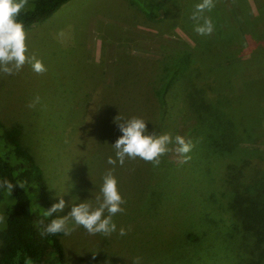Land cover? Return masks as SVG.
<instances>
[{"label":"rangeland","instance_id":"1","mask_svg":"<svg viewBox=\"0 0 264 264\" xmlns=\"http://www.w3.org/2000/svg\"><path fill=\"white\" fill-rule=\"evenodd\" d=\"M144 1L149 7L150 0ZM32 2L0 0V12L12 15L31 8ZM155 2L164 6L156 11L166 17L150 20L133 0H68L18 35L0 34V119L21 125L23 145L43 168L53 220L65 229L60 238L63 264H264V221H249L245 229L242 221L217 227L199 217L209 207L211 192L218 195L223 189H213L215 181L205 188L195 180L200 177L197 166L217 177L232 151L212 160L200 158L192 148L186 154L184 147L180 154L184 123L161 118L165 105L159 108L151 95L138 102L131 94L140 84L150 88L174 50L189 49L199 61L203 51L213 54L214 40L225 43L219 28L232 34L250 23L248 28L257 31L255 25L264 21V0ZM198 25L214 29V35ZM246 37L247 42L253 38ZM211 54L206 66L222 61L215 62ZM263 63L251 73L232 72L229 79L234 98L229 104L240 114L232 119L233 127L242 138L228 134L227 147L239 141L240 149L247 150L243 182L264 176ZM126 91L134 98L129 103L121 97ZM242 104L247 112L239 110ZM138 116L160 126L152 153L142 147L137 128L132 130ZM235 120L249 121L247 132ZM22 186L32 209L43 213L33 189L25 182ZM206 224L213 229L203 236ZM191 230L201 234L200 241L187 238ZM220 230L231 234L228 243Z\"/></svg>","mask_w":264,"mask_h":264},{"label":"trees","instance_id":"2","mask_svg":"<svg viewBox=\"0 0 264 264\" xmlns=\"http://www.w3.org/2000/svg\"><path fill=\"white\" fill-rule=\"evenodd\" d=\"M67 1L33 0L32 7L29 9L19 10L12 15H4L0 12V34L6 37L16 36L33 24L50 17ZM133 1L138 2L140 10L150 20L162 19L167 16L166 13L162 16L160 15L161 11H156L164 6L155 0H150L149 7L144 0ZM154 3L158 7L155 8ZM234 5L236 4L233 3L231 6L235 11ZM176 24L172 23L171 25L175 26ZM244 24V30L237 28L236 31L232 30V34L227 33V28L218 29L217 34L220 40H223L227 46L225 50L218 53L220 47L226 44L220 46L214 40L212 53L217 52V54H210L213 55L211 59L215 62H218L219 59L222 60L219 63L214 66H206L209 59L207 55H210L204 53L206 51H203V54L201 51V59L195 61L189 49L183 47L176 49L174 55L169 59L170 61L163 64L162 72L157 79H154L155 82L151 84L150 88L147 89L145 84H140L138 90L133 89L131 94L138 96V102L143 98H150L151 95L152 100L158 102L159 108L165 105L163 112L159 114L161 118H176L180 120L179 123H184L187 128L181 129L179 136L181 141L177 145L180 154L182 148L186 147V154H189V150L192 148L197 156L201 155L200 158L207 157L212 160L213 157L232 151L231 154L234 156L228 155L227 160L217 169V177L215 174L212 175L213 171H210L209 168L200 167L198 164L197 171L200 173V177H196L195 180L200 184L202 182L205 188L210 187L208 184L211 181H215L211 185L215 183L216 185L211 187L214 189L217 186L223 189L218 195L211 192L210 199L207 201L209 207L200 213L199 217H204L210 221L211 226L217 227L224 221H242L244 228L249 229V221H264V176L254 175L255 179H252L251 182L241 181L240 174L250 159L246 156L247 150L240 149L239 141L242 136L233 127L232 119L237 118L240 114L235 112L237 108L233 109L229 104L234 100L231 97L233 86L229 79L232 72L236 73L235 75L239 73L244 75L246 70H250L251 73L252 70H258L254 68L262 66L264 50L259 51L258 46L264 41V21L255 25L257 31L254 28H248L250 23ZM187 28H191V22ZM199 28L209 30L214 35L215 30L210 27L199 26ZM247 35L253 37L248 42ZM251 40L255 42L253 47L249 45ZM242 41L245 43L243 44ZM241 50H246L245 52L250 54L251 58L248 60L247 54L241 57ZM254 57L259 59H254ZM243 58L245 61L242 60ZM199 62H201V66ZM203 67L205 69H202ZM136 82L138 84V81ZM121 97L127 103L134 100L129 91L124 92ZM251 99L246 103L251 102ZM238 107H242L239 109L241 112H247L249 109L243 104ZM140 110L141 107L137 106L138 114H140ZM145 115L150 116V111H147ZM133 122L132 130L137 128L139 139L144 142L142 147L152 153L154 140L158 139L156 134L160 126L152 119L151 121H142L139 116ZM235 122L240 129L247 132L249 121L243 123L235 120ZM21 133V125L7 124L0 119V207L2 206V211H0V264H63L60 238L65 229L53 220L55 212L49 199L50 191L43 168L37 163L29 149L23 145ZM230 133L238 135L239 141L234 146L227 147L228 134ZM200 148H204L201 153ZM239 151L242 155L239 154ZM188 156L184 157L182 161H186ZM197 160L200 159L197 158ZM24 182L28 185V189H33L36 203L43 209V213L32 209L29 195L22 186ZM253 184L258 188L251 189ZM194 191H198L196 186ZM152 209L156 212L158 207ZM178 209L177 213H181L180 207ZM187 209L184 208L183 211L186 212ZM243 221H247L248 225ZM211 226L206 224L207 229L203 230V236L208 235L209 230L213 229L210 228ZM237 227L236 222L235 230ZM220 231V238L228 243V238L231 237V234H227L228 227L226 232ZM186 234L187 238H192L193 242L200 241V237L202 238L201 234L198 235L192 230Z\"/></svg>","mask_w":264,"mask_h":264}]
</instances>
